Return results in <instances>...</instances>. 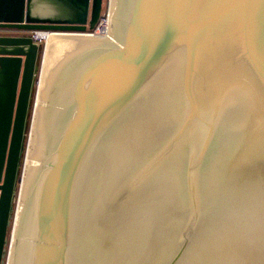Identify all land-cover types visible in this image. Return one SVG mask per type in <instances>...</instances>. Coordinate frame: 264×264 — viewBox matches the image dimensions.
<instances>
[{
	"label": "water",
	"instance_id": "obj_1",
	"mask_svg": "<svg viewBox=\"0 0 264 264\" xmlns=\"http://www.w3.org/2000/svg\"><path fill=\"white\" fill-rule=\"evenodd\" d=\"M64 1L0 0V264L33 109L9 264H264V0H112L107 36L37 43L96 28Z\"/></svg>",
	"mask_w": 264,
	"mask_h": 264
},
{
	"label": "rangeland",
	"instance_id": "obj_2",
	"mask_svg": "<svg viewBox=\"0 0 264 264\" xmlns=\"http://www.w3.org/2000/svg\"><path fill=\"white\" fill-rule=\"evenodd\" d=\"M111 2H112V0H104L103 1V8H102L100 21L104 17H108V14H110ZM100 21H99L98 24H100ZM104 24H106V23H104ZM107 27H109V22L107 24ZM99 36H107V34L99 35ZM42 74H43V70H42ZM42 74H41V77H40L41 80H42ZM41 80H40V82H41ZM38 97L36 99V102L38 101ZM35 114H36V111L34 113V109H33L31 117H30L29 128H28V136H27V140H26V151H25L26 154L24 155V158H23L22 167H21V173H20L21 182L19 183L18 194L16 196L15 203H14L15 213H14V219H13V222H12V225H11V229H10V233H9L10 246L8 247V256H7V259H6V264H9V260H10L9 257L11 255V250H12V245H13V239H14L13 237H14V234H15V226H16V221H17V217H18V212L17 211H19L20 199H21V194H22V183H23L24 176H25L26 164H27V159H28L27 155L29 153V148H30V143L29 142H31L32 130H33V117L35 119Z\"/></svg>",
	"mask_w": 264,
	"mask_h": 264
},
{
	"label": "built area",
	"instance_id": "obj_3",
	"mask_svg": "<svg viewBox=\"0 0 264 264\" xmlns=\"http://www.w3.org/2000/svg\"><path fill=\"white\" fill-rule=\"evenodd\" d=\"M110 19V14H108V17H104L103 19H101L100 24H97L96 28L93 30H88L86 33H81V32H68V31H34L32 32V37L34 38V40L37 43H41V44H46L48 43L49 38L43 36V34L48 33L50 35H52V33H63V34H76V35H105L108 34V29L109 27H107V24L109 22ZM106 23V24H104ZM104 24V25H103Z\"/></svg>",
	"mask_w": 264,
	"mask_h": 264
},
{
	"label": "crops",
	"instance_id": "obj_4",
	"mask_svg": "<svg viewBox=\"0 0 264 264\" xmlns=\"http://www.w3.org/2000/svg\"><path fill=\"white\" fill-rule=\"evenodd\" d=\"M66 4L64 0H33L35 14L42 17L53 16L55 8L65 6ZM20 33L23 32L18 30H0V34L18 35Z\"/></svg>",
	"mask_w": 264,
	"mask_h": 264
},
{
	"label": "bare ground",
	"instance_id": "obj_5",
	"mask_svg": "<svg viewBox=\"0 0 264 264\" xmlns=\"http://www.w3.org/2000/svg\"><path fill=\"white\" fill-rule=\"evenodd\" d=\"M109 21H110V19H109ZM108 31H109V29H108ZM52 34H63V33H52ZM68 35H76V34H68ZM80 35H82V34H80ZM43 36H45V37H48L49 38V36H50V34H48V33H45V34H43ZM45 63V62H44ZM44 69V68H43ZM40 85H41V82H40ZM39 96V95H38ZM37 103H38V101H37ZM37 107V106H36ZM34 117H33V126H34ZM33 131V130H32ZM31 137V136H30ZM30 143V142H29ZM28 156V155H27ZM28 158V157H27ZM23 182H24V180H23ZM22 188H23V183H22ZM18 212V211H17ZM17 222V221H16ZM15 228H16V226H15ZM14 238V237H13ZM14 240V239H13ZM9 246H10V244H9ZM12 251V250H11ZM10 257H11V255H10ZM9 257V258H10ZM9 263H10V260H9Z\"/></svg>",
	"mask_w": 264,
	"mask_h": 264
},
{
	"label": "trees",
	"instance_id": "obj_6",
	"mask_svg": "<svg viewBox=\"0 0 264 264\" xmlns=\"http://www.w3.org/2000/svg\"><path fill=\"white\" fill-rule=\"evenodd\" d=\"M24 158V157H23ZM20 177H21V175H20Z\"/></svg>",
	"mask_w": 264,
	"mask_h": 264
}]
</instances>
